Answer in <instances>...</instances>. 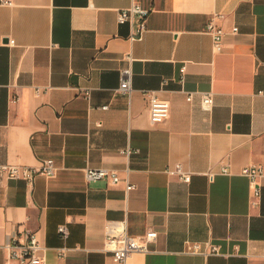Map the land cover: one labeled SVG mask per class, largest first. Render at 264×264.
I'll list each match as a JSON object with an SVG mask.
<instances>
[{
  "label": "crops",
  "instance_id": "crops-1",
  "mask_svg": "<svg viewBox=\"0 0 264 264\" xmlns=\"http://www.w3.org/2000/svg\"><path fill=\"white\" fill-rule=\"evenodd\" d=\"M139 1L154 9L131 39L117 11L132 0H0V158L56 165L32 185L0 181V264L21 229L36 232L46 264H114L103 226L124 217L132 234L158 232L127 264H264V0ZM211 18L226 31L221 51ZM128 53L130 95L116 90ZM143 89L169 102L165 120L151 123ZM200 92L213 93L210 108ZM251 163L263 167L258 198L241 172ZM86 167L121 180L89 181Z\"/></svg>",
  "mask_w": 264,
  "mask_h": 264
},
{
  "label": "built area",
  "instance_id": "built-area-1",
  "mask_svg": "<svg viewBox=\"0 0 264 264\" xmlns=\"http://www.w3.org/2000/svg\"><path fill=\"white\" fill-rule=\"evenodd\" d=\"M4 4H12V0H1ZM153 6H146L139 0L132 2L125 7L119 8L117 11V21L123 23L129 21L131 23V39H141L147 30V19L153 10ZM237 26H232V31L236 32ZM205 31L210 34L215 51H221L224 47V36L226 31L221 25L215 23L211 18L205 27ZM10 43H14L10 39ZM127 64L122 66L119 71V85L116 90L120 93L130 95L132 90V54H126ZM264 70V64H262ZM184 70V68H183ZM182 80V78H181ZM201 103L204 108H210L213 104L212 92H200ZM142 94L148 99L149 117L151 123H158L165 120L169 116V102L159 97L155 91L143 89ZM192 92L186 96L187 100L192 99ZM108 105H102L106 108ZM122 153L130 154L133 150L127 146L120 150ZM56 165L52 158H46L41 161L39 166L19 164L9 161H3L0 158V181L8 179H24L29 185H32L34 178L38 174L54 175ZM168 173L172 172L170 167L166 168ZM174 171L184 182H189L191 172L183 170L180 163L174 165ZM221 171L227 172L228 169L222 166ZM241 172L247 176L249 191L252 198H258L260 195L259 180L263 174V167L259 163H251L245 165ZM212 176V173H210ZM85 177L87 180H96L102 177H108L113 182L121 180L115 170L104 167H86ZM125 181L126 194L135 187V183L130 182L128 178ZM256 202V201H252ZM58 232L61 236L66 237L68 230L65 224L58 226ZM104 246L110 252L111 259L114 264H127L128 257L134 252H147L149 244L153 242L158 232L155 229H148L142 234H132L128 230L127 218L108 219L103 226ZM5 250L4 264H46L45 255L41 254V250L45 247L40 243L36 232L30 229L17 230L14 234H10L2 244ZM191 249L200 252V245L195 242L191 245ZM205 253H217L218 245L208 243L207 248L203 250ZM62 252V251H61Z\"/></svg>",
  "mask_w": 264,
  "mask_h": 264
}]
</instances>
